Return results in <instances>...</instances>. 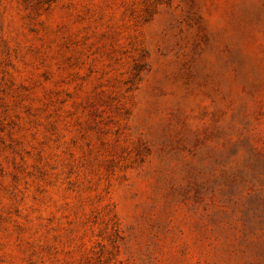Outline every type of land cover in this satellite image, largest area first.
Listing matches in <instances>:
<instances>
[{
  "label": "rangeland",
  "instance_id": "rangeland-1",
  "mask_svg": "<svg viewBox=\"0 0 264 264\" xmlns=\"http://www.w3.org/2000/svg\"><path fill=\"white\" fill-rule=\"evenodd\" d=\"M0 264H264V0H0Z\"/></svg>",
  "mask_w": 264,
  "mask_h": 264
}]
</instances>
